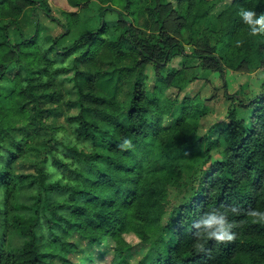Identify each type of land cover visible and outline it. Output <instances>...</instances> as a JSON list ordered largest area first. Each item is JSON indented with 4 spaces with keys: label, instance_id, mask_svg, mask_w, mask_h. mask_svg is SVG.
<instances>
[{
    "label": "trees",
    "instance_id": "16d2710c",
    "mask_svg": "<svg viewBox=\"0 0 264 264\" xmlns=\"http://www.w3.org/2000/svg\"><path fill=\"white\" fill-rule=\"evenodd\" d=\"M42 1L0 0V264H78L52 250L56 242L77 252L72 235L91 244L112 238V256L103 264H264V224L246 215L264 211V90L251 99L247 124L233 107L215 137L199 135L184 115L176 118L161 136L160 156L150 158L144 143L161 129L166 78L157 73L154 107L142 66L158 67L177 53L204 58L220 71L264 65V36H250L238 16L242 7L264 12V0H230L218 12L213 8L221 0H111L130 15L114 25L104 19L108 6L82 19L77 10L62 9V22ZM66 1L79 7L84 0ZM40 6L60 30L40 22ZM207 15L220 24L215 51L185 52L177 35ZM135 29L156 30V36ZM65 78L71 82L65 103L77 107L69 120L97 148L64 145L49 135L40 97L59 94ZM125 138L133 148H119ZM212 147H221L220 158L212 160ZM31 150L38 157L28 161L23 155ZM46 163L69 178L50 179ZM221 205L242 209L229 215L239 223L236 239L210 241L208 255L196 252L194 222ZM126 232L139 239L133 260Z\"/></svg>",
    "mask_w": 264,
    "mask_h": 264
},
{
    "label": "rangeland",
    "instance_id": "374dc122",
    "mask_svg": "<svg viewBox=\"0 0 264 264\" xmlns=\"http://www.w3.org/2000/svg\"><path fill=\"white\" fill-rule=\"evenodd\" d=\"M43 1L42 5L44 8L49 9L52 15L60 18L62 22H66L61 12L62 9L77 10L78 15L82 19L91 15L99 16L102 7L106 6L109 8H107L104 14V19L108 23L114 25L121 22V18L130 19V15L127 14L122 5L119 2L111 0H84L81 1L79 7L70 6L66 0ZM164 1L170 3V0ZM229 1L221 0L213 8V11L218 12ZM40 7L38 12L40 22L55 28V31L60 30L61 28L57 27V24L45 15L46 12L44 13L43 7ZM27 11L29 9H26ZM28 14L27 16L26 13L24 14L27 19ZM22 22H27V20L22 18ZM169 25L168 29L171 28V25L173 26L172 23H169ZM195 27L197 28L184 29L180 35H177V38L183 43L182 49L185 52L193 50L215 51L218 36L217 31L220 27L219 21L207 15L200 18L196 22ZM118 31H120V28L111 30L108 37H115ZM135 33H143L146 37L156 36V30L143 29L140 31L135 29ZM71 39V37L66 39L65 44H69ZM150 39L153 40V38ZM142 66L145 67L147 73L146 85L154 107L158 104L152 91L153 85L156 83L157 73H161L166 78V85L163 86L161 94V107L166 109H163L160 113L161 129L158 133L153 134V136L147 137L144 143L150 158L160 156L162 151L161 136L176 118L184 115L186 121L197 125L196 130L199 135L215 137L218 133V127L224 125L227 120L228 110L233 107H236L237 117L243 119L247 124L253 111V105L250 101L264 90V80L259 79V74L264 73V65L254 66L250 64L237 69L223 66L220 71L213 68L210 62L204 58L191 54L183 55L177 53L163 61L158 67L150 61L143 62ZM57 85L60 88L59 84ZM70 87V80L65 78V84L63 89L59 90V94H54L52 97L45 95L40 97L41 104L46 109L43 112L45 123L51 125L53 128V131L49 135L54 134L64 145H75L85 150L97 148L95 144L81 138L76 133L74 124L69 120L70 115L77 111L76 106L70 107L65 103L69 97L65 88ZM71 96H74L73 90ZM154 119L155 115L152 117V120ZM37 140L41 141L42 138H37ZM220 148H211L210 154L212 160L220 158ZM64 151L65 149L60 151V153L67 157ZM37 157L38 154L35 150L28 151L23 155V158L28 161ZM44 167L50 179L69 178L66 173L51 163H46ZM1 193L2 190L0 189V195ZM167 193L170 197H174L176 194L175 187L168 186ZM168 216L169 213L165 211L161 215V220L165 222ZM123 236L132 244L129 259L133 260L135 255L139 254V239L132 232H126ZM70 238L76 240L77 252L64 251L56 242L51 244L52 250L77 260L78 264H88L89 262L90 264H103L109 262L113 253L112 246L114 240L112 238L104 237L101 242L95 244L89 243L87 239L79 235H72Z\"/></svg>",
    "mask_w": 264,
    "mask_h": 264
},
{
    "label": "clouds",
    "instance_id": "9594fccd",
    "mask_svg": "<svg viewBox=\"0 0 264 264\" xmlns=\"http://www.w3.org/2000/svg\"><path fill=\"white\" fill-rule=\"evenodd\" d=\"M243 24L249 29V35L252 37L264 36V12H257L252 8H240L238 12ZM241 41L236 42V46H241ZM259 79L264 80V73L259 74ZM121 150H128L133 148V142L130 139H123L118 145ZM242 209L236 205L224 206L220 208H213L194 222V237L193 244L196 252L208 255L211 249L206 245L210 241H215L217 245L228 244L236 239V232L234 229L239 227V223L235 220H230L229 215L238 216ZM246 215L252 218L253 223L264 224V211L258 209L246 210Z\"/></svg>",
    "mask_w": 264,
    "mask_h": 264
}]
</instances>
